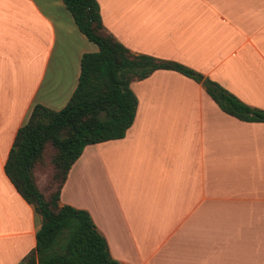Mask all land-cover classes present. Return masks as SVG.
Masks as SVG:
<instances>
[{
	"label": "crops",
	"instance_id": "obj_1",
	"mask_svg": "<svg viewBox=\"0 0 264 264\" xmlns=\"http://www.w3.org/2000/svg\"><path fill=\"white\" fill-rule=\"evenodd\" d=\"M134 54L170 60L264 110V0H96ZM97 51L62 0H0V264H19L41 218L5 163L32 108L62 109ZM122 138L83 148L58 203L86 210L117 264H264V122L223 111L172 69L130 82Z\"/></svg>",
	"mask_w": 264,
	"mask_h": 264
},
{
	"label": "trees",
	"instance_id": "obj_2",
	"mask_svg": "<svg viewBox=\"0 0 264 264\" xmlns=\"http://www.w3.org/2000/svg\"><path fill=\"white\" fill-rule=\"evenodd\" d=\"M62 1L97 51L82 54L78 82L66 105L56 111L36 104L10 149L5 172L41 218L35 248L19 264H117L90 214L60 205L58 200L67 173L83 148L122 138L131 126L137 98L130 82L156 69H172L201 83L223 111L241 120L264 122V110L243 103L188 67L132 53L105 29L96 0ZM48 145L53 148V170L45 193L36 186L31 170L44 158Z\"/></svg>",
	"mask_w": 264,
	"mask_h": 264
},
{
	"label": "rangeland",
	"instance_id": "obj_3",
	"mask_svg": "<svg viewBox=\"0 0 264 264\" xmlns=\"http://www.w3.org/2000/svg\"><path fill=\"white\" fill-rule=\"evenodd\" d=\"M52 152V146L48 145L45 150L44 158L40 160L35 166H33L31 170L36 186L45 193H48L46 188L49 184L53 170L52 164L50 163V154Z\"/></svg>",
	"mask_w": 264,
	"mask_h": 264
},
{
	"label": "water",
	"instance_id": "obj_4",
	"mask_svg": "<svg viewBox=\"0 0 264 264\" xmlns=\"http://www.w3.org/2000/svg\"><path fill=\"white\" fill-rule=\"evenodd\" d=\"M16 149H18V146H16Z\"/></svg>",
	"mask_w": 264,
	"mask_h": 264
}]
</instances>
